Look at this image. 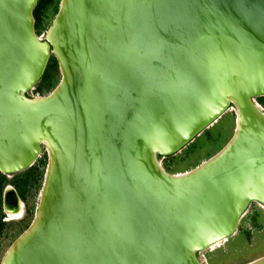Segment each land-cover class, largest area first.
I'll return each mask as SVG.
<instances>
[{
  "label": "water",
  "instance_id": "obj_1",
  "mask_svg": "<svg viewBox=\"0 0 264 264\" xmlns=\"http://www.w3.org/2000/svg\"><path fill=\"white\" fill-rule=\"evenodd\" d=\"M38 2L0 0V171L48 151L1 264H205L264 205V0H61L45 37ZM52 56L60 82L32 95ZM231 108L222 149L163 166Z\"/></svg>",
  "mask_w": 264,
  "mask_h": 264
},
{
  "label": "rangeland",
  "instance_id": "obj_2",
  "mask_svg": "<svg viewBox=\"0 0 264 264\" xmlns=\"http://www.w3.org/2000/svg\"><path fill=\"white\" fill-rule=\"evenodd\" d=\"M60 4L61 0H39L35 14L40 36L45 37ZM61 78L59 62L52 56L42 80L31 94L48 95ZM236 126L237 112L231 108L184 149L174 155L162 157L163 166L171 173H183L195 168L228 143L235 133ZM47 164L48 151L44 148L36 163L26 170L10 176L0 172V194L5 184L14 183L23 189L22 197L26 206L23 218L7 220L0 205V264L7 249L28 228L35 216ZM261 256H264V205L257 201L252 202L247 209L236 234L220 245L201 252L205 264H245Z\"/></svg>",
  "mask_w": 264,
  "mask_h": 264
},
{
  "label": "flooded vegetation",
  "instance_id": "obj_3",
  "mask_svg": "<svg viewBox=\"0 0 264 264\" xmlns=\"http://www.w3.org/2000/svg\"><path fill=\"white\" fill-rule=\"evenodd\" d=\"M0 172H2V171H0ZM21 172V171H20ZM2 173H4V174H7V175H12V174H14V173H6V172H2ZM17 173V172H16ZM26 177V179L25 180H27V176H25ZM8 187H13V189L11 190V193H12V196H11V198L13 199V200H21L22 202H23V206H24V212H23V214H22V216L20 217V218H18V219H21V218H23L24 217V215H25V213H26V206H25V202H24V200H23V197H22V193H23V189L22 188H19L16 184L14 185V183H11V182H9V183H7V184H5L2 188H1V190H2V192H1V200H0V205H2L1 207H2V209H3V213L7 216V220H10L9 219V215H8V212H7V210H6V194H7V189H8ZM14 195V196H13ZM11 220H17V219H11Z\"/></svg>",
  "mask_w": 264,
  "mask_h": 264
},
{
  "label": "bare ground",
  "instance_id": "obj_4",
  "mask_svg": "<svg viewBox=\"0 0 264 264\" xmlns=\"http://www.w3.org/2000/svg\"><path fill=\"white\" fill-rule=\"evenodd\" d=\"M13 189V187H8L7 189V194H6V210L8 212L9 215V219H18L22 216L23 212H24V206H23V202L21 200H13L11 198L12 193L11 190ZM14 196V195H13ZM222 242H219L215 245H213L212 247L214 248L217 245H220Z\"/></svg>",
  "mask_w": 264,
  "mask_h": 264
},
{
  "label": "trees",
  "instance_id": "obj_5",
  "mask_svg": "<svg viewBox=\"0 0 264 264\" xmlns=\"http://www.w3.org/2000/svg\"><path fill=\"white\" fill-rule=\"evenodd\" d=\"M35 16H36V14H35ZM53 57H55V56H53ZM259 100H260V103L264 106V96L259 97Z\"/></svg>",
  "mask_w": 264,
  "mask_h": 264
}]
</instances>
